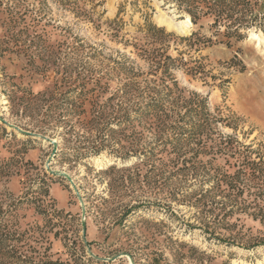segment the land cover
Instances as JSON below:
<instances>
[{
	"label": "rangeland",
	"instance_id": "374dc122",
	"mask_svg": "<svg viewBox=\"0 0 264 264\" xmlns=\"http://www.w3.org/2000/svg\"><path fill=\"white\" fill-rule=\"evenodd\" d=\"M186 3L0 0V264H264V20Z\"/></svg>",
	"mask_w": 264,
	"mask_h": 264
},
{
	"label": "trees",
	"instance_id": "16d2710c",
	"mask_svg": "<svg viewBox=\"0 0 264 264\" xmlns=\"http://www.w3.org/2000/svg\"><path fill=\"white\" fill-rule=\"evenodd\" d=\"M179 2H187L184 8L187 9L191 15L192 20L196 23L198 21V16L195 13L199 7H201V2H205L208 11L215 12L217 16L216 23L226 21L230 25L234 24V27H231L237 30L242 24L248 25L249 20H246V17L249 15L255 14L252 18V21L257 20L258 18L264 20V12L260 16V13H254L252 8L251 0H178ZM264 11V8H262ZM264 27V22L259 23Z\"/></svg>",
	"mask_w": 264,
	"mask_h": 264
},
{
	"label": "bare ground",
	"instance_id": "6f19581e",
	"mask_svg": "<svg viewBox=\"0 0 264 264\" xmlns=\"http://www.w3.org/2000/svg\"><path fill=\"white\" fill-rule=\"evenodd\" d=\"M162 20L168 26L176 25L182 33L187 32L192 25L191 17L189 14H187L181 21H175L173 17H169L166 15H162ZM252 35L254 36V38H258V45L264 44V36H259L256 32H252Z\"/></svg>",
	"mask_w": 264,
	"mask_h": 264
},
{
	"label": "water",
	"instance_id": "95a60500",
	"mask_svg": "<svg viewBox=\"0 0 264 264\" xmlns=\"http://www.w3.org/2000/svg\"><path fill=\"white\" fill-rule=\"evenodd\" d=\"M85 211H84V209H83V213H84Z\"/></svg>",
	"mask_w": 264,
	"mask_h": 264
}]
</instances>
